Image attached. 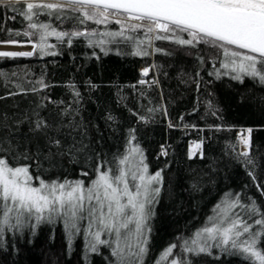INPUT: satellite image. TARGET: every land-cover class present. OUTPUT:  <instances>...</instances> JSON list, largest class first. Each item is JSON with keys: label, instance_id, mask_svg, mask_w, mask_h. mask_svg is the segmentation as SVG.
I'll list each match as a JSON object with an SVG mask.
<instances>
[{"label": "snow or ice", "instance_id": "1", "mask_svg": "<svg viewBox=\"0 0 264 264\" xmlns=\"http://www.w3.org/2000/svg\"><path fill=\"white\" fill-rule=\"evenodd\" d=\"M4 6L28 21L23 36L33 39L27 41L32 50L0 51V57H33L38 53L56 56L60 53L51 49L57 45L48 43L52 36L69 47L74 39L84 38L89 47L99 48L103 55L113 51L109 45L127 43L134 48L128 54L141 57L153 54L149 51L153 41H174L181 46L218 48L222 50L221 67L234 73L233 80L243 83L250 77L264 85V0H0V7ZM42 12L61 23L71 20L75 24L70 30H58L51 22H33ZM10 19L15 20L16 15ZM113 20L120 25L119 30L98 32L87 27L89 21L107 25ZM141 30L144 39L135 35ZM179 33H187L190 38ZM20 43L11 38L0 40V44ZM115 50L123 54L119 47ZM154 52L173 54L161 47H155ZM92 55L100 58L96 51ZM149 71L150 68H144L143 75L147 76ZM37 83L40 88L24 89L18 85L20 92L10 91L0 96V101L53 86L42 78ZM138 83L150 86L148 80ZM158 83L155 78L151 81ZM69 87L74 103L40 96L23 113L0 111V249L5 247L6 233L23 235L27 230L35 237L42 224L62 223L69 246L83 232L91 252H98L101 245L111 249L115 260L110 264H145L150 221L155 215L164 169L149 172L135 128L128 130L123 152L117 150L109 155L103 151V134L98 126L93 127L100 139L93 143L89 125L81 116V93L75 84ZM89 87L95 89L99 85L89 82ZM49 104L54 106L51 111ZM138 119L147 121L148 117L138 115ZM116 121L117 117L110 112L105 116L109 128L112 124L108 122ZM215 127L217 131L223 128ZM253 132L252 127L240 129L238 143L242 149L236 152L231 144L227 149L235 153L236 159L242 158L252 186L264 198V166L255 155ZM202 145L203 140L195 143V148L201 149ZM161 155H168L163 145ZM200 155L203 156L202 151ZM64 164L77 166L75 178H69L66 171H57ZM258 167L261 175L257 174ZM213 212L215 215L208 216V223L192 236L181 237L182 243H171L162 259L172 255L177 247L196 257L211 256L213 249L218 248L264 264V199L258 201L241 192L225 193ZM171 264H193V260L174 258Z\"/></svg>", "mask_w": 264, "mask_h": 264}, {"label": "trees", "instance_id": "2", "mask_svg": "<svg viewBox=\"0 0 264 264\" xmlns=\"http://www.w3.org/2000/svg\"><path fill=\"white\" fill-rule=\"evenodd\" d=\"M13 15H16L15 20L10 19ZM33 22H51L58 30H70L75 24L71 20L61 23L47 12H42ZM27 24L28 21L13 13L10 7H0V40L11 38L27 43L33 39L23 36ZM76 27L82 29L83 26ZM87 27L104 32L119 30L120 25L114 20L107 25L89 21ZM16 32L21 35H15ZM135 35L145 38L143 30ZM179 35L190 38L187 33ZM48 43L56 44L51 50L60 54L0 57V73L5 74L0 76V96L10 91L20 92L18 85L24 89L40 88L37 82L41 78L53 85L39 93L8 97L0 101V111L23 113L40 96L74 103L69 85L75 84L82 96L81 116L89 125L93 143L100 139L93 127L98 126L103 134V151L109 155L117 150L123 152L128 130L135 128L149 172L164 169L155 215L150 221L145 264H169L172 257L191 258L193 264H255L244 255H229L218 248L213 249L211 256L196 257L181 252L179 247L173 249L168 260H162V254L171 243H182L181 237H190L207 224V217L215 215L213 209L225 193L241 192L258 201L264 199L252 186L242 158L236 159L235 153L227 149L231 144L239 152V130L252 127L255 155L264 166V85L250 77L243 83L233 80V73L221 67L222 50L209 45L192 47L177 45L174 41H153L149 49L153 54L141 57L128 54L134 48L127 43L109 45L113 51L108 55H103L99 48L89 47L84 38L74 39L70 47L60 44L54 36L48 38ZM116 47L123 54H117ZM155 47L173 54L155 53ZM93 51L99 54V59L92 55ZM141 66H149L147 76L140 72ZM225 72L229 74L224 75ZM153 78L159 83L151 84ZM141 79L148 80L150 86L139 84ZM89 82L99 87L92 89ZM53 108L48 105L49 111ZM149 108L155 111L149 113ZM109 112L117 117L115 123L108 122L111 128L105 122ZM137 114L148 117L147 121H140ZM216 125L223 128L217 131ZM201 140L202 148L196 149L195 143ZM162 145L167 156L161 155ZM44 167L48 165L45 163ZM62 170L69 178L77 176V166L64 164L63 169H57ZM257 174L261 175L260 167ZM114 260L111 249L105 245L98 246V252H91L86 247L83 232L75 236L69 246L62 223L42 224L35 237L27 230L23 235L6 233L5 247L0 249V264H110Z\"/></svg>", "mask_w": 264, "mask_h": 264}, {"label": "rangeland", "instance_id": "3", "mask_svg": "<svg viewBox=\"0 0 264 264\" xmlns=\"http://www.w3.org/2000/svg\"><path fill=\"white\" fill-rule=\"evenodd\" d=\"M3 45H12V44H3ZM16 45L23 46L24 48L23 49L0 48V51H30V50H32V45L29 43H20V44H16ZM143 69H144V67L141 69L142 73H143ZM172 259H174V257H172L169 260L170 261L169 264H171ZM162 260H164V259H162ZM167 260H168V257H167Z\"/></svg>", "mask_w": 264, "mask_h": 264}, {"label": "bare ground", "instance_id": "4", "mask_svg": "<svg viewBox=\"0 0 264 264\" xmlns=\"http://www.w3.org/2000/svg\"><path fill=\"white\" fill-rule=\"evenodd\" d=\"M0 48H10V49H23L24 47L23 46H20V45H3V44H0ZM146 68V67H148L149 68V66H141V68H140V72L142 73V71H141V69L142 68ZM143 74V73H142ZM241 149H242V146H241Z\"/></svg>", "mask_w": 264, "mask_h": 264}, {"label": "water", "instance_id": "5", "mask_svg": "<svg viewBox=\"0 0 264 264\" xmlns=\"http://www.w3.org/2000/svg\"><path fill=\"white\" fill-rule=\"evenodd\" d=\"M49 1H54V0H49Z\"/></svg>", "mask_w": 264, "mask_h": 264}]
</instances>
